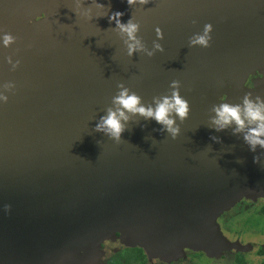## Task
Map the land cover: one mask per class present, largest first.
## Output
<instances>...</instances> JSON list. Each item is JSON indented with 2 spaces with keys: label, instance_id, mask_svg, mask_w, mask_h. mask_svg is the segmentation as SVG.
Segmentation results:
<instances>
[{
  "label": "water",
  "instance_id": "1",
  "mask_svg": "<svg viewBox=\"0 0 264 264\" xmlns=\"http://www.w3.org/2000/svg\"><path fill=\"white\" fill-rule=\"evenodd\" d=\"M117 11L138 25L135 40L109 20ZM205 25L207 47L192 42ZM260 68L264 0H0V264H89L86 246L104 228L165 254L182 241L225 246L216 216L264 194V158L244 150L235 121L216 122L204 95ZM172 81L189 107L183 120L168 114L174 138L125 109L119 142L96 130L121 107V86L155 110ZM240 115L243 129L257 127Z\"/></svg>",
  "mask_w": 264,
  "mask_h": 264
},
{
  "label": "rangeland",
  "instance_id": "2",
  "mask_svg": "<svg viewBox=\"0 0 264 264\" xmlns=\"http://www.w3.org/2000/svg\"><path fill=\"white\" fill-rule=\"evenodd\" d=\"M244 218H249V220L246 222L248 225L245 227L247 228H244L246 230L243 232V242L246 241L251 245V247L246 250L247 252H245V254L234 253L233 251L235 249L236 251L239 250L236 247L237 245L235 246L234 244L239 245V243H231L229 239H226L225 246L220 245L215 248L210 245L209 247H201L199 244L186 245V243L182 241L183 250L177 253L165 254L149 243L148 245H140L138 241L141 240H135V238H132V241H137V243L134 244V246H137V249L123 248L122 253H129L126 259L127 262L133 261L132 264H261L257 257L258 250L256 247L259 242L264 241V211H254L252 208H249ZM255 221L260 224L252 226ZM118 231L120 232L119 236H115V232H109L107 228L92 233L91 237H93V239H91L89 246H86L87 248L84 253L89 259L87 263L101 264L104 262L103 253L115 252L118 246L121 244L124 245V242L131 244V240L128 239L129 236L126 237V233L122 232V230ZM48 264L78 263L75 258H71L70 256H57L50 259Z\"/></svg>",
  "mask_w": 264,
  "mask_h": 264
},
{
  "label": "clouds",
  "instance_id": "3",
  "mask_svg": "<svg viewBox=\"0 0 264 264\" xmlns=\"http://www.w3.org/2000/svg\"><path fill=\"white\" fill-rule=\"evenodd\" d=\"M135 0H127L129 5L133 4ZM141 3H146L147 0H140ZM102 6V5H100ZM123 15L122 12H114L109 15L110 21H115L116 26L121 29L123 32H127L129 39L135 40L134 33L138 29V25L132 23L131 19L127 22V24H122L119 20V17ZM210 25H205V36H198L196 40L192 41L193 43H199L205 47L208 46V40L206 38L207 32L210 30ZM157 36L159 38H163V34L157 28ZM12 38L8 35L5 36V44L8 43L9 40ZM139 44V41H136V45ZM136 45H129V55L135 50ZM157 49L163 51L160 44L154 45ZM151 55V53H149ZM177 81H172L173 86V94L172 97H164L161 103H158L155 110L151 107L145 108L142 105L138 106L140 103V97L137 96L135 93L129 94L127 88H123L121 86V91L119 95L113 98V102L115 104L120 105L121 107L117 109L119 112V117L117 116V112H113L111 109L108 110L107 116L101 117V123L96 125L97 131H106L112 138H114L117 142L120 140L121 133L124 131V127L121 124V118L127 120V117L124 115V111L121 109H125L132 113H140L145 118H153L157 123L165 124L168 126V130L173 134V138L177 133V128H172L173 121L169 118V112L171 110H175L176 114L179 116L181 120L186 118L189 107L187 101L182 99L178 93L175 91V86L177 85ZM245 104V115L250 121H258L257 127L250 129V136L254 137L255 139L249 140V136L246 135L245 139L249 140L250 143L253 145L259 143L261 147H264V140H260L259 137L264 135V114L260 111V106H254L251 101L245 97L244 100ZM217 112L218 120L217 123L223 121L221 127L224 124H228L231 121H235L238 125V128H243L244 121L241 119V109L239 105L230 106L228 104H221L219 108L214 109ZM255 162V157H254Z\"/></svg>",
  "mask_w": 264,
  "mask_h": 264
},
{
  "label": "flooded vegetation",
  "instance_id": "4",
  "mask_svg": "<svg viewBox=\"0 0 264 264\" xmlns=\"http://www.w3.org/2000/svg\"><path fill=\"white\" fill-rule=\"evenodd\" d=\"M263 77V79L261 78ZM245 86L248 88L247 92L251 93L253 96L252 103L254 106H260V111L263 113L264 108H261L262 105H264V75L263 71L260 70H255L253 72H250L246 76V81H245ZM214 95H218L215 93ZM223 94L219 96L218 98H222ZM260 102L262 104L260 105ZM245 106L241 109V111H244ZM245 112V111H244ZM264 114V113H263ZM250 129H252V126L248 125L247 127L243 128H238L237 131L244 134L245 136H249V140L254 139V137L250 136ZM244 136V150L248 153H259L261 154V158H264V147H261L259 143L252 144L249 142V140H246ZM260 140H264V135L260 136ZM210 141L213 142V144H217L214 139H210ZM229 173V172H228ZM253 209L254 211L259 210L260 212L264 211V194H254V195H241L237 197L234 202L228 207L220 210L216 216L217 223L219 225V232L223 236V240L219 241V244L221 242L226 243V239L231 240L234 243H239L234 244L237 249L233 251L234 253H239V254H245L247 252L251 245L248 242H243V237L244 234L243 232L246 230L244 228L246 225V222L249 220V218L245 219L244 216L246 214V211L248 209ZM253 222V220H252ZM245 223V224H244ZM260 223L256 221L252 226L259 225ZM119 236L120 232L117 230L115 231V236ZM134 237V236H133ZM225 237V238H224ZM264 237V236H263ZM242 244V245H241ZM249 245V246H248ZM213 248L217 247L215 244L211 245ZM207 247V246H206ZM123 248H135L137 249V246H134L133 244H127L124 242V245L121 244L120 246L117 247V250L115 252L110 253V252H105L103 253V260L104 262L101 264H132L133 261L127 262L126 257H128L129 253H122ZM257 257L259 258V261L261 264H264V241L259 242L257 245ZM121 249V252H120ZM244 251H243V250ZM243 256V255H242Z\"/></svg>",
  "mask_w": 264,
  "mask_h": 264
},
{
  "label": "crops",
  "instance_id": "5",
  "mask_svg": "<svg viewBox=\"0 0 264 264\" xmlns=\"http://www.w3.org/2000/svg\"><path fill=\"white\" fill-rule=\"evenodd\" d=\"M260 69H255V70H260ZM255 70H253V71H255ZM253 71H250V72H253ZM263 75H264V71H263ZM261 78L263 79V77H261ZM245 81H246V79L243 80L240 84L230 83V89H229V91L225 92V94L222 95L223 96L222 98H218L221 95H214L215 93H207L209 95H206L205 94L204 95V99L206 100V102L209 100V102H207V104H206V106L208 107V109L212 113H214V112H216L214 109L215 108H219V106L221 104H225L226 103V104H228L230 106H233V104L235 102H239L240 100H242V106H241V109H242L243 106H245V104H244L245 97H247V99L249 101H251V102L254 101L252 94L247 92L248 88H246V86H245ZM261 104H262V102H260V105ZM261 108H264V105H262ZM227 125H230V123L225 124V127H227Z\"/></svg>",
  "mask_w": 264,
  "mask_h": 264
}]
</instances>
